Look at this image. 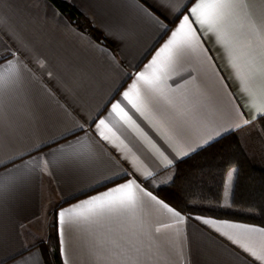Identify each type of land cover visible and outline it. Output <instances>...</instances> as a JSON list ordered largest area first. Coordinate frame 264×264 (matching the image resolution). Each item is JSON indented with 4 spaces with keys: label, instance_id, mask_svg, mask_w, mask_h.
I'll list each match as a JSON object with an SVG mask.
<instances>
[{
    "label": "crops",
    "instance_id": "crops-1",
    "mask_svg": "<svg viewBox=\"0 0 264 264\" xmlns=\"http://www.w3.org/2000/svg\"><path fill=\"white\" fill-rule=\"evenodd\" d=\"M60 1L76 9L106 45L95 42L88 33L77 29L48 0H0V15L5 18L0 29V48L17 50L36 73L25 72L21 88L10 100L8 122L15 133L5 138L4 149L0 153L4 158L10 153L24 155L32 152L39 156L41 153L33 151V145L37 143L51 144L54 140L67 143L62 134L74 127L73 117L90 121L98 113L100 118L107 116L111 105L105 107L106 102L112 97H115L113 102L120 99V93L129 87L137 72L144 70L170 35L150 24L144 13L161 16L172 29L179 22L161 8L157 0ZM184 3L187 0H173L174 5ZM250 4L257 16L264 15V0H250ZM183 14H188L187 8ZM193 28L201 37L200 54L184 59L183 75L190 73L195 77L199 89L186 86L181 89L184 95L177 99L184 102V97L188 98L192 141L202 143L209 135L215 136L214 128L221 123L231 125L235 130L217 137L215 141L243 129L247 126L243 125L244 119L251 120L253 113L215 39L205 36L194 22ZM176 79L179 77L170 79L169 86ZM123 104L141 129L163 146L171 157L175 158L187 150V145L175 138L170 146L165 140L169 135L167 128L160 127L158 122L150 123L151 114L146 119L135 113L126 101ZM112 119L118 122L117 117ZM237 124L242 126L235 127ZM91 130L94 133V124ZM124 132L130 139L124 136L121 139H125L132 153L129 160L122 161L123 167L115 164L114 160L100 163L93 173L50 167L48 173L39 171L26 187L0 201V264H24L25 261L44 264L40 247L50 243L52 230L63 264H96L90 248L100 244L107 248L114 245L129 250L140 248L143 253L140 264H264L244 250L245 246L257 251L264 249V231L245 233L224 224L264 228L213 218L197 219L198 216L181 212L185 219L179 223L166 209L142 193L136 210L137 220L127 216L96 218L94 222L80 226H64L63 236L58 235L62 227L57 217L58 210L105 192L132 176L148 192L165 202L155 193L156 188L168 180L165 172L197 152L176 158L172 166L166 167L167 160L155 153L151 145L126 128ZM78 134L83 135V132ZM68 139L74 140L75 137L69 136ZM100 144L113 157L121 156L117 148L103 141ZM43 150L49 151L46 147ZM133 154L144 167L154 172L148 181L131 164ZM25 158L31 159L30 156ZM44 167L41 162V169ZM125 168L132 175H118ZM2 171L4 169L0 168ZM108 177H114L115 183ZM203 219H213L217 225H206ZM137 224L146 227L159 248L150 247L152 241L138 235ZM157 227L161 228L159 233L155 231ZM61 239L64 240V255L61 254Z\"/></svg>",
    "mask_w": 264,
    "mask_h": 264
},
{
    "label": "snow or ice",
    "instance_id": "snow-or-ice-1",
    "mask_svg": "<svg viewBox=\"0 0 264 264\" xmlns=\"http://www.w3.org/2000/svg\"><path fill=\"white\" fill-rule=\"evenodd\" d=\"M157 2L179 22L172 29L161 16L150 12L144 13L150 24L163 30L165 35L170 33L168 39L144 66V70L135 74L129 87L120 93L119 100L113 102L115 97H112L106 102L105 107L107 105L111 107L104 118H100L99 113L90 121L73 117L74 127L62 134V139L67 143L54 140L51 144H34L33 151L41 153L39 156L33 155L32 152L24 155L10 153L7 158L0 155V168L4 169L0 172V201L26 187L31 179L39 174V171L48 173L50 167L65 171L93 173L100 163L113 160L115 164L123 167L122 161L129 160L132 153V148L125 144V139H130L124 132L125 128L151 145L155 153L166 159V167L172 166L176 158L188 156L210 145L217 137L235 130L233 126L221 123L214 128L215 136L209 135L202 143L192 141L193 128L189 120L188 98L185 96L184 102H181L177 97L184 95L181 89L186 86L199 89L195 77H192L190 73L188 76L183 75L184 59L189 56L198 57L200 54L201 37L193 28V22L199 25V30L205 36L210 35L215 39L216 45L223 53V59L232 70L231 75L239 85V91L246 98L245 102L253 114L251 120L244 119L243 125H250L253 121L264 118V15L257 16L251 10L250 0H194V2L187 0V3L181 5H174L173 0H157ZM185 8L188 14H183ZM4 23L5 18L0 15V29ZM112 59L115 61V57ZM26 71L36 75L35 70L25 63L17 50L11 47L0 48V153L3 152L6 136L12 137L15 133V129L8 122L7 110L13 94L21 88ZM174 77L179 79L169 86L168 81ZM125 101L141 117L147 119L151 114L150 123L158 122L160 127L167 128L169 135L165 137V140L170 146L172 139L175 138L177 142L186 144L187 150L178 153L175 158L171 157L163 146L154 142L141 129L127 110V106L123 104ZM113 116L118 118V122L112 119ZM220 119L223 120V116H220ZM93 124L95 125L94 133L91 130ZM121 125L123 128L120 127ZM240 126L242 125L237 124L235 127ZM79 132H83V135H79ZM69 136H74L75 139H68ZM121 136L125 139H121ZM100 141L117 148L122 153L121 156L113 157L108 149L100 144ZM53 144L57 146L53 147ZM45 147L49 151L45 152L43 150ZM25 156H30L31 159H26ZM41 162L45 166L43 169H41ZM130 162L145 181L153 177L154 172L144 167L136 155H131ZM236 171L235 167L228 169L227 182L232 181ZM118 175L132 174L125 168L124 172ZM108 179L115 183L114 177H108ZM141 193L166 209L177 222L184 221L185 217L179 211L148 192L136 177L132 176L122 184L116 183V186L105 192L58 210L57 217L62 226L58 230V235L63 236L64 226H80L94 222L96 218L127 216L134 221L137 220L136 210ZM202 222L214 227L217 225V221L213 219H203ZM224 226L245 233L264 231V229L241 224H224ZM137 227L138 235L146 236L152 241L150 247L159 248V244L143 224H137ZM155 231L159 233L161 228L157 227ZM244 250L255 259L264 261V249L257 251L245 246ZM64 253V240L61 239V254L64 255ZM90 254L96 264H140L143 255L140 248L133 247L129 250L119 245L107 248L102 244L90 248ZM24 264H28V261Z\"/></svg>",
    "mask_w": 264,
    "mask_h": 264
},
{
    "label": "trees",
    "instance_id": "trees-1",
    "mask_svg": "<svg viewBox=\"0 0 264 264\" xmlns=\"http://www.w3.org/2000/svg\"><path fill=\"white\" fill-rule=\"evenodd\" d=\"M77 29L97 43L104 39L70 5L48 0ZM235 167L228 204L223 203L227 171ZM156 195L189 216L240 222L264 228V118L231 132L176 163ZM50 243L41 245L44 264H63L52 230Z\"/></svg>",
    "mask_w": 264,
    "mask_h": 264
},
{
    "label": "rangeland",
    "instance_id": "rangeland-1",
    "mask_svg": "<svg viewBox=\"0 0 264 264\" xmlns=\"http://www.w3.org/2000/svg\"><path fill=\"white\" fill-rule=\"evenodd\" d=\"M233 176H234V174H233ZM232 185H233V179L231 182H227V178H226V184H225L224 193H223V203L224 204H228V202L230 200Z\"/></svg>",
    "mask_w": 264,
    "mask_h": 264
}]
</instances>
